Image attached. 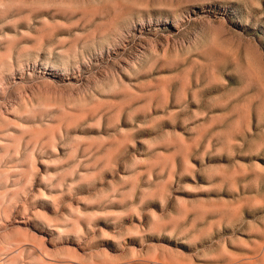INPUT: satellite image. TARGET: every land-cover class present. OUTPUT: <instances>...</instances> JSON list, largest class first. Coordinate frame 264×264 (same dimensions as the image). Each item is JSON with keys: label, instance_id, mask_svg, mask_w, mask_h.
<instances>
[{"label": "rangeland", "instance_id": "1", "mask_svg": "<svg viewBox=\"0 0 264 264\" xmlns=\"http://www.w3.org/2000/svg\"><path fill=\"white\" fill-rule=\"evenodd\" d=\"M0 264H264V0H0Z\"/></svg>", "mask_w": 264, "mask_h": 264}]
</instances>
